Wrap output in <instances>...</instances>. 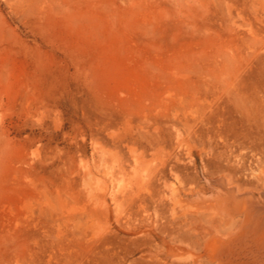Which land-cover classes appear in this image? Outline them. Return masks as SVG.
<instances>
[{"label":"rangeland","instance_id":"1","mask_svg":"<svg viewBox=\"0 0 264 264\" xmlns=\"http://www.w3.org/2000/svg\"><path fill=\"white\" fill-rule=\"evenodd\" d=\"M220 177L264 191V0H0V264H252Z\"/></svg>","mask_w":264,"mask_h":264},{"label":"bare ground","instance_id":"2","mask_svg":"<svg viewBox=\"0 0 264 264\" xmlns=\"http://www.w3.org/2000/svg\"><path fill=\"white\" fill-rule=\"evenodd\" d=\"M221 177L215 180L205 178L208 186L214 191H211V193L202 191L191 193V197L188 196L189 200L199 205V209L195 211L196 213H210L213 221L228 223L232 219L238 218V223L233 232L227 234L230 242L225 243V252L229 256L235 253L236 255L238 253L237 256L239 254L245 255L252 264L260 263L258 259L264 257V191L259 198H255L251 192H240L237 187L228 186L227 181ZM198 231L200 236L204 238L205 246H210V248L215 246V242L211 241L217 235L214 227L200 223L198 224ZM229 244H232L233 248H230ZM214 249L216 248L214 247ZM232 263L234 262L232 261Z\"/></svg>","mask_w":264,"mask_h":264}]
</instances>
